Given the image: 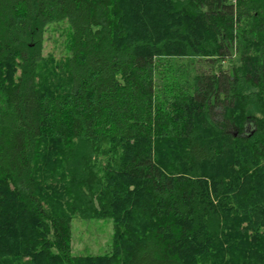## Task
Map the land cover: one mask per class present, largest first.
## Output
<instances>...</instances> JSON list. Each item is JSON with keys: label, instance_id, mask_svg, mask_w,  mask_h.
<instances>
[{"label": "trees", "instance_id": "trees-1", "mask_svg": "<svg viewBox=\"0 0 264 264\" xmlns=\"http://www.w3.org/2000/svg\"><path fill=\"white\" fill-rule=\"evenodd\" d=\"M0 264H264V0H0Z\"/></svg>", "mask_w": 264, "mask_h": 264}, {"label": "rangeland", "instance_id": "rangeland-1", "mask_svg": "<svg viewBox=\"0 0 264 264\" xmlns=\"http://www.w3.org/2000/svg\"><path fill=\"white\" fill-rule=\"evenodd\" d=\"M67 32L66 22L48 24L43 32L41 53L44 56L51 53L55 58H60L66 50ZM71 234V252L73 254H102L111 248L112 221L107 217L90 219L73 217L71 220Z\"/></svg>", "mask_w": 264, "mask_h": 264}]
</instances>
